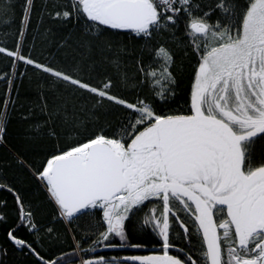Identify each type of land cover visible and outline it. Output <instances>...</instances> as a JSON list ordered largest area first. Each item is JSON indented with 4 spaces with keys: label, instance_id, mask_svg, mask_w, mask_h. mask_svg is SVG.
I'll use <instances>...</instances> for the list:
<instances>
[{
    "label": "snow or ice",
    "instance_id": "6c2138e0",
    "mask_svg": "<svg viewBox=\"0 0 264 264\" xmlns=\"http://www.w3.org/2000/svg\"><path fill=\"white\" fill-rule=\"evenodd\" d=\"M0 61V264H264V0H0Z\"/></svg>",
    "mask_w": 264,
    "mask_h": 264
},
{
    "label": "trees",
    "instance_id": "16d2710c",
    "mask_svg": "<svg viewBox=\"0 0 264 264\" xmlns=\"http://www.w3.org/2000/svg\"><path fill=\"white\" fill-rule=\"evenodd\" d=\"M0 66H2V61H0ZM0 87H2V85H0ZM15 127H18V126H14V130H15ZM6 159H9V157L4 152L3 149H0V160H6ZM30 191H31V189H30ZM41 198H42V195H41ZM13 264H30V262L26 258L16 259L14 257L13 258Z\"/></svg>",
    "mask_w": 264,
    "mask_h": 264
},
{
    "label": "flooded vegetation",
    "instance_id": "af4514ba",
    "mask_svg": "<svg viewBox=\"0 0 264 264\" xmlns=\"http://www.w3.org/2000/svg\"><path fill=\"white\" fill-rule=\"evenodd\" d=\"M108 255H131V254H148L147 252H144V251H136V250H125V251H122V252H108L107 253Z\"/></svg>",
    "mask_w": 264,
    "mask_h": 264
}]
</instances>
